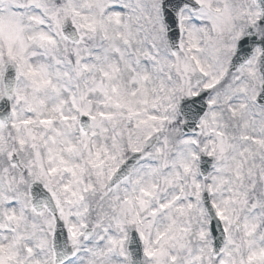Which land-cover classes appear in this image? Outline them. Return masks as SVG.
<instances>
[{
  "label": "snow or ice",
  "instance_id": "6c2138e0",
  "mask_svg": "<svg viewBox=\"0 0 264 264\" xmlns=\"http://www.w3.org/2000/svg\"><path fill=\"white\" fill-rule=\"evenodd\" d=\"M0 264H264V0H0Z\"/></svg>",
  "mask_w": 264,
  "mask_h": 264
}]
</instances>
